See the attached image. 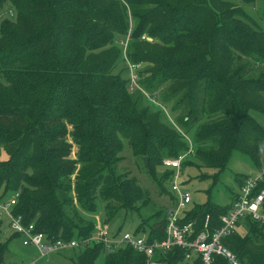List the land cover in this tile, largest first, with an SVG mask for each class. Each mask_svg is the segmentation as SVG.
Listing matches in <instances>:
<instances>
[{"label":"trees","instance_id":"trees-1","mask_svg":"<svg viewBox=\"0 0 264 264\" xmlns=\"http://www.w3.org/2000/svg\"><path fill=\"white\" fill-rule=\"evenodd\" d=\"M5 11L15 19L4 18ZM125 56L133 66L148 67L150 76L136 71L148 97L156 101L162 90L180 129L186 136L193 130L198 164L183 161L185 169L195 168L200 180L212 177L215 186L239 152L261 170L264 128L250 111L264 114V30L237 2L0 0V147L6 154L0 191L19 194L13 213L49 241L92 236L95 224L78 208L95 213L97 201L106 203V225L119 211L141 216L149 206L137 181L117 172L123 139L143 164L148 158L150 169L144 168L162 193L159 162L190 149L188 136L164 123L160 111L145 105L147 95L131 88V77L115 73ZM249 177L236 178L239 191ZM263 190L264 179L255 191ZM239 191L225 206L211 199L191 203L182 223H194L192 238L205 231L207 217L209 232L220 229ZM166 223L167 209H158L141 220L136 234L162 240ZM223 243L241 263L264 264V224L246 217ZM8 249L0 241V264ZM104 250L86 246L76 264H97ZM186 256L175 248L156 254L155 264H202ZM105 264H148V256L121 248L108 252ZM214 264L230 263L215 256Z\"/></svg>","mask_w":264,"mask_h":264},{"label":"rangeland","instance_id":"rangeland-1","mask_svg":"<svg viewBox=\"0 0 264 264\" xmlns=\"http://www.w3.org/2000/svg\"><path fill=\"white\" fill-rule=\"evenodd\" d=\"M237 2V4L244 8L248 15L252 18V20L257 24L259 28L264 30V20L261 18L262 12V0H254L251 5L242 4L238 0H232ZM4 18L14 20L15 17H10L11 13L8 11L4 12ZM13 16V15H11ZM124 47V46H122ZM127 45L124 47V51L126 53ZM147 66H137V70H141L144 76H150L148 74ZM136 70V71H137ZM115 73L121 75L124 79H129L131 77L130 67L128 59L125 58L123 61L115 69ZM139 85V84H138ZM140 86V85H139ZM142 92H146L144 88L140 86ZM165 90V89H163ZM162 93L161 90L156 95L155 100L158 104H152L150 101L144 102L149 108H151L154 112L160 111L161 120L166 123L168 126H172L177 128L178 132H181L182 136L186 140L188 136L191 145L194 149V154L198 150V147L195 145L194 141V132L193 130L186 136V132H184L177 124V114L173 110L174 104H166L164 105V101L162 102ZM144 94V93H143ZM264 95V93H263ZM164 98V97H163ZM151 100V99H150ZM166 103V102H165ZM166 107H164V106ZM165 114H164V113ZM250 115L264 128V114L259 113L257 111L251 110ZM123 151L120 154L121 161L118 164V173L119 174H128V176L137 181L140 188L146 192L150 197L149 206L143 209L141 216L132 215L129 211H119L117 216L113 218V221L106 226L110 228V230H121L122 232H131L132 234L137 233V228L143 218H148L152 214L158 212V209H167L173 206V202L171 199V185L170 183H166L167 174L170 172L166 169L162 162L164 159H172L167 156L163 157L161 162H159V167L157 168V180H162L164 182L163 189L165 190L162 193V189L155 182L153 177L147 172L144 168V164L142 163V159L136 157L132 149H130L128 140L123 139ZM188 144V142H187ZM190 146V144H189ZM75 151V150H74ZM76 152V151H75ZM193 155V154H192ZM185 156V154H184ZM6 157L3 149L0 147V159ZM191 161L193 163L198 164L195 160L194 155H188L184 161ZM262 160V167H264V157ZM228 166L225 170L220 174V180L217 185L212 186L213 180L212 177L208 179L200 180L198 176V171L195 168L185 169L183 166L180 176V184L181 188L185 192H189L192 195V204L196 205H204L208 199H211L216 204H220L222 206L228 205L230 203L229 196L231 192L235 193L239 191L238 184L236 182V178H241L242 176H254L259 170H257V166L250 161L249 157H246L239 152H234L229 160ZM150 169V165H149ZM148 169V170H149ZM203 173L209 176H213L216 171L212 169L202 170ZM15 194L12 192L4 193L0 191V241L8 242L9 249L4 257L5 264H76L77 256L82 252L83 249H70L67 251H60L59 253H52V255H48L44 258H40L38 251L31 247H24L22 245L21 240L18 238H14L15 233L10 228V217L4 211L5 205H9V212L13 211L14 207H10V201L14 198ZM106 203H102L101 201H97L95 213H88L78 208V212H80L81 216L86 218L89 221H92L95 226L98 223L105 225L106 211H105ZM72 207L69 209V212L72 211ZM68 210V208H67ZM244 232V230H241ZM138 236L144 238L147 237L146 234L139 233ZM93 245V244H92ZM108 251L105 249L98 255L97 264H105L106 255Z\"/></svg>","mask_w":264,"mask_h":264},{"label":"built area","instance_id":"built-area-1","mask_svg":"<svg viewBox=\"0 0 264 264\" xmlns=\"http://www.w3.org/2000/svg\"><path fill=\"white\" fill-rule=\"evenodd\" d=\"M129 67L131 88L141 89L138 85L137 66L129 63ZM144 93L147 95L146 92ZM151 101L153 103L156 102L154 99H151ZM189 144L190 149L185 156L164 159L162 162L166 169L174 171L170 185L171 193L175 196L172 200L173 206L167 208L166 236L162 240L150 242L148 237L142 238L131 232L112 231L106 224L98 223L95 226V233L87 239H82V241L76 239L67 242L62 240L49 241L43 233L36 232L34 225H26L21 215L17 216L13 211L9 212V205H5L4 211L10 217V228L16 235L22 238V245L34 248L38 251L40 258L52 255V253H59L60 251L83 249L92 244H102L108 252L132 247L137 252L145 253L148 256V264H155L156 254L168 252L175 248L185 250L187 255L186 260L189 262L194 259H200L202 264H214V257L222 256L230 264H243L234 253L228 250L223 241L226 237L235 233L241 221L246 217L264 224V190L261 193H256L255 191L258 183L264 179V167L254 176H250L240 189V197L233 204V209L229 214L221 217L222 226L220 229L213 233L209 232L207 229L209 217H207L205 231L201 232L197 237L192 238L194 223H182L186 213L190 210L192 195L189 192L183 191L180 184L182 162L188 154L193 153L190 140ZM18 196V193L15 194L14 198L10 201V207H14L17 204Z\"/></svg>","mask_w":264,"mask_h":264},{"label":"water","instance_id":"water-1","mask_svg":"<svg viewBox=\"0 0 264 264\" xmlns=\"http://www.w3.org/2000/svg\"><path fill=\"white\" fill-rule=\"evenodd\" d=\"M143 162L146 165L147 169H149L148 158L145 157Z\"/></svg>","mask_w":264,"mask_h":264},{"label":"crops","instance_id":"crops-1","mask_svg":"<svg viewBox=\"0 0 264 264\" xmlns=\"http://www.w3.org/2000/svg\"><path fill=\"white\" fill-rule=\"evenodd\" d=\"M18 239H22V238H20V237H18ZM21 242H22V240H21ZM25 247V246H24ZM28 248V247H27ZM34 249V248H33Z\"/></svg>","mask_w":264,"mask_h":264},{"label":"bare ground","instance_id":"bare-ground-1","mask_svg":"<svg viewBox=\"0 0 264 264\" xmlns=\"http://www.w3.org/2000/svg\"><path fill=\"white\" fill-rule=\"evenodd\" d=\"M188 141H189V138L187 137ZM183 163V162H182ZM183 168V167H182Z\"/></svg>","mask_w":264,"mask_h":264}]
</instances>
